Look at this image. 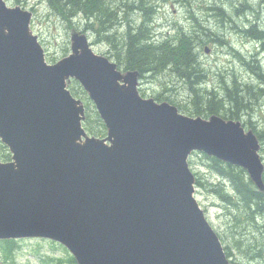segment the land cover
<instances>
[{
  "label": "water",
  "instance_id": "water-1",
  "mask_svg": "<svg viewBox=\"0 0 264 264\" xmlns=\"http://www.w3.org/2000/svg\"><path fill=\"white\" fill-rule=\"evenodd\" d=\"M32 19L0 0V138L13 159L0 162V241L52 240L78 264H232L196 198L189 159L199 152L243 168L264 193L257 134L143 98L140 72L122 73L83 33L49 65ZM71 79L108 137L87 134Z\"/></svg>",
  "mask_w": 264,
  "mask_h": 264
},
{
  "label": "rangeland",
  "instance_id": "rangeland-1",
  "mask_svg": "<svg viewBox=\"0 0 264 264\" xmlns=\"http://www.w3.org/2000/svg\"><path fill=\"white\" fill-rule=\"evenodd\" d=\"M262 1L144 0V7H140L142 3L134 6V9L139 8L140 11L133 12L134 15L131 16L130 20L132 21L133 19L131 29H138V24L143 23L147 26L148 33L154 37V41L157 43L167 39L174 40L180 33L188 35L187 31L191 29L193 23L190 20L191 18L201 22L213 14L207 13L211 11L208 6L217 7L219 12L214 16L213 22L210 21L207 25L212 27L214 22L225 23V29L219 30L216 28L217 34H210L224 39L226 45L222 48L223 44H213L214 41L212 39H209L211 42L209 43L207 39L198 38L199 42L196 44L195 49L196 52L204 54L205 46L212 48L211 56H203L204 63L209 69L207 81L211 82L208 89L213 91L217 97L222 98L224 96V92L221 89L223 84L230 85L238 82L239 84L253 87L260 85L261 79L258 77L256 65H260V69L264 73V50L261 48V43L253 40L247 31L235 34L234 26L238 24L242 25L243 29H247L251 26L249 25L251 22H256L259 28L264 30V4ZM6 2L11 7L21 6L34 14L32 29L39 37L48 63L56 64L71 54L73 32L86 34L93 50L98 55L109 57L116 63L121 62L116 57V54L119 53L117 50L118 41L119 37L128 31V22L126 25L118 26L120 29L112 31L111 34L116 36L114 37V44L117 45L115 47L114 45L111 46L108 40L94 30H87L83 16L78 14L74 17L75 19L68 20L51 6L49 0H6ZM124 2L127 1L108 0V5L116 8ZM149 6L153 8V13H151ZM127 7L130 8L131 6L127 5ZM191 9L194 11L192 14L190 13ZM231 21L234 22V25L230 23ZM182 27L187 31L183 30ZM189 38L193 43V38L190 36ZM73 85L78 92L77 97L86 104L87 114H90L92 119L97 118L96 107L89 96L83 93L85 91L80 83L74 80ZM177 86L181 85L169 73L148 74L141 81L140 92L141 94L144 93L148 98L163 94L165 96L163 100L168 101L167 98H169L170 102L175 103L184 114L190 117L189 112L193 111L195 107L192 95L185 88ZM218 115L222 116L220 113ZM239 121L245 124L247 129L252 127L263 135L261 154L264 157V99L257 103L256 107L250 111V114L241 115ZM95 125H98V122L96 123L95 121ZM10 155L11 153L8 150L7 152L4 151L2 144H0V161L10 160ZM224 166L225 172L229 173V169H226L228 164H224ZM190 167L198 178L196 198L205 211L208 221L222 239L224 246L230 248L231 261L236 264L249 263L247 257L235 248V241L239 240L243 244L250 239L257 241L263 246L262 258L260 259H262L264 264V216H255L253 223L248 222L241 227H237L236 216L231 211L232 207H229L231 205L221 199L220 196V193L229 192L234 200L237 201V197L230 191V182L224 179L225 177L220 175L217 170L221 166L217 165L211 157L203 153H196L190 160ZM234 212H236V209H234ZM251 228L255 229L256 236H251ZM259 252L256 251L250 257ZM72 257L69 250L52 240L24 239L16 247L14 252L15 261L7 262L0 259V264H73L71 262ZM259 262H256V264Z\"/></svg>",
  "mask_w": 264,
  "mask_h": 264
},
{
  "label": "trees",
  "instance_id": "trees-1",
  "mask_svg": "<svg viewBox=\"0 0 264 264\" xmlns=\"http://www.w3.org/2000/svg\"><path fill=\"white\" fill-rule=\"evenodd\" d=\"M49 1L51 6L68 20L75 19L74 17L78 14L83 16L87 30H94L97 34L108 40L111 46H117L114 44V37L116 36L111 34L112 31L120 29L118 26L126 25L128 22V31L122 34L118 41L117 50L119 53L116 54V57L122 62L118 63V66L123 67L126 71L138 70L142 78L146 74L159 75L162 73H169L175 77L181 85L177 87L185 88L192 95L193 103L195 104L194 110L189 112L192 117L209 118V116L220 113L224 119L239 120L241 115L250 114V111L256 107L257 103L264 99V73H262L260 65H256L258 77L261 79L258 87L242 85L238 82L230 85L223 84L221 89L224 92V96L220 98L213 91L208 90L204 69H202L196 60L197 55L193 50V43L187 34L180 33L174 40L167 39L157 43L153 40V36L148 33L149 30L145 24L137 23L138 29H131L133 21V19L132 21L130 20L131 16L134 15L133 12L140 11L139 8L134 9V6L142 3L140 7H144V0H125L127 2L114 8L111 13H109L108 0ZM127 5L131 7L128 8ZM149 8L151 13H153V8L150 6ZM249 34L253 40L261 43V48L264 50V30L256 26L250 28ZM73 84L71 85V91L77 97L78 92ZM83 93L86 94V92ZM164 98L163 94L155 97L158 102L166 101L163 100ZM167 100L171 101L169 98ZM95 121L96 123L98 122V125H95ZM84 127L97 138H105L107 136V128L98 113L95 119H92L91 115L87 114ZM250 129H253L262 141L263 135L252 127ZM2 149L6 151L4 146H2ZM212 159L217 165L221 166L217 169L219 174L230 182V191L237 197L236 201L229 192H219L221 199L229 202L231 205L229 207H232L231 211L236 216L237 227H241L248 222L253 223L255 216L263 217L264 193L257 190L247 172L242 168L228 164L226 169H229V173H226L225 169H223L225 167L224 163L217 159ZM234 209H236V212H234ZM250 232L251 236H256L254 228H251ZM21 241H0V259L7 262L15 261L14 252ZM235 248L247 257L248 264H256L259 261L263 262L260 259L262 258L263 246L257 241L249 239V241L242 244L237 240L235 241ZM229 249L225 247L227 256L230 258V252H227ZM256 251L260 252L250 257ZM71 262L76 264L75 258L72 257Z\"/></svg>",
  "mask_w": 264,
  "mask_h": 264
},
{
  "label": "flooded vegetation",
  "instance_id": "flooded-vegetation-1",
  "mask_svg": "<svg viewBox=\"0 0 264 264\" xmlns=\"http://www.w3.org/2000/svg\"><path fill=\"white\" fill-rule=\"evenodd\" d=\"M263 3V1H262ZM264 4V3H263ZM110 7V11L109 13H111V11L114 9L112 6H109ZM208 9H211L210 12H207V13H213L211 17H207L206 19H204L203 21H196L194 18H191L190 20L193 21L192 23V27L189 31L185 30L183 27V30L187 31L188 35L193 38L194 40V47H193V50L195 51L196 55H197V62L198 64L202 67V69H204V75H205V79H206V82L208 84H210L211 82H208L207 81V78L209 77V73H208V68L206 67L205 63H204V60H203V56H206L208 57L209 55L211 56V53H212V48L210 46H205L204 47V54H202L201 52H196V44L199 42V39L198 38H203V39H207V41L209 43L210 40L209 39H212L214 42L213 44H223L222 48L226 45L225 43V40L224 39H221L220 37H217V36H214V35H211L210 33H215L217 34V29L218 28L219 30H222V29H225L226 28V25L225 23L222 24L221 22H214V26L212 25V27H208V23L210 21L213 22V19L215 18L214 16L217 14V12H219L218 8L217 7H213V6H208ZM190 13H194V11L191 9ZM191 14H190V17H191ZM221 15V14H220ZM223 15V14H222ZM232 25H234V22L231 21L230 22ZM249 25H251L250 27H248L247 29H243L242 28V25H238V24H235L234 26V33L235 34H239L240 32H246L249 33V30L250 28H253V27H259L258 24L256 22H251ZM209 47L210 48V51H209V54H207L206 52V48ZM148 74H146L143 78L147 77ZM218 115V114H217ZM210 117V116H209ZM247 127V126H246Z\"/></svg>",
  "mask_w": 264,
  "mask_h": 264
}]
</instances>
